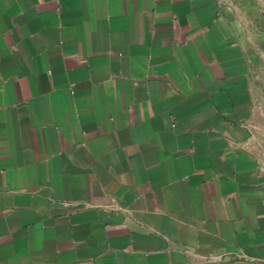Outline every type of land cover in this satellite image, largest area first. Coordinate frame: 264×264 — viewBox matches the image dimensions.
<instances>
[{"label": "crops", "instance_id": "0c3cea01", "mask_svg": "<svg viewBox=\"0 0 264 264\" xmlns=\"http://www.w3.org/2000/svg\"><path fill=\"white\" fill-rule=\"evenodd\" d=\"M0 264H264V0H0Z\"/></svg>", "mask_w": 264, "mask_h": 264}]
</instances>
